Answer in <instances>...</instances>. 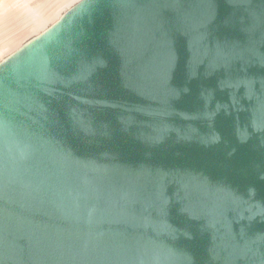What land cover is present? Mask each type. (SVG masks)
Returning <instances> with one entry per match:
<instances>
[{
    "label": "water",
    "instance_id": "95a60500",
    "mask_svg": "<svg viewBox=\"0 0 264 264\" xmlns=\"http://www.w3.org/2000/svg\"><path fill=\"white\" fill-rule=\"evenodd\" d=\"M0 67V264H264V0H86Z\"/></svg>",
    "mask_w": 264,
    "mask_h": 264
},
{
    "label": "rangeland",
    "instance_id": "374dc122",
    "mask_svg": "<svg viewBox=\"0 0 264 264\" xmlns=\"http://www.w3.org/2000/svg\"><path fill=\"white\" fill-rule=\"evenodd\" d=\"M33 4L22 2L17 11L3 24L0 48H9L8 60L22 54L31 42L41 38L55 26L61 24L86 0H34ZM27 46V47H28ZM7 55V54H5Z\"/></svg>",
    "mask_w": 264,
    "mask_h": 264
},
{
    "label": "crops",
    "instance_id": "0c3cea01",
    "mask_svg": "<svg viewBox=\"0 0 264 264\" xmlns=\"http://www.w3.org/2000/svg\"><path fill=\"white\" fill-rule=\"evenodd\" d=\"M22 2L33 4L34 0H0V36H2L3 24L10 18L13 11H17V6ZM6 46L0 48V67L8 60L10 53ZM7 54V55H5Z\"/></svg>",
    "mask_w": 264,
    "mask_h": 264
},
{
    "label": "bare ground",
    "instance_id": "6f19581e",
    "mask_svg": "<svg viewBox=\"0 0 264 264\" xmlns=\"http://www.w3.org/2000/svg\"><path fill=\"white\" fill-rule=\"evenodd\" d=\"M81 6H82V5H80V6L78 7V9H79ZM78 9H77V10H78ZM37 40H38V39H37ZM37 40H35L34 42H36ZM34 42H31V44H33ZM27 46H28V45H27ZM27 46H26V47H27ZM26 47H25V49H26Z\"/></svg>",
    "mask_w": 264,
    "mask_h": 264
}]
</instances>
